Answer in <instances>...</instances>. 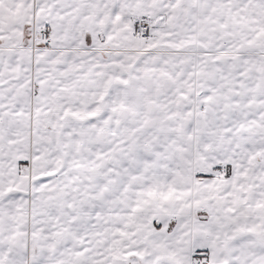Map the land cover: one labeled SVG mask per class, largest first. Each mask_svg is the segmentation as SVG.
Instances as JSON below:
<instances>
[{
	"label": "snow or ice",
	"instance_id": "1",
	"mask_svg": "<svg viewBox=\"0 0 264 264\" xmlns=\"http://www.w3.org/2000/svg\"><path fill=\"white\" fill-rule=\"evenodd\" d=\"M0 264H264V0H0Z\"/></svg>",
	"mask_w": 264,
	"mask_h": 264
}]
</instances>
